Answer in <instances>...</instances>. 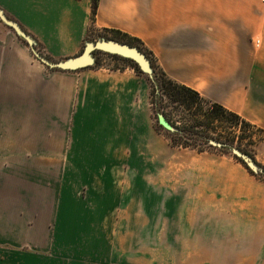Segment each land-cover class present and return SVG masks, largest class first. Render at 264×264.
Masks as SVG:
<instances>
[{"label": "crops", "instance_id": "crops-1", "mask_svg": "<svg viewBox=\"0 0 264 264\" xmlns=\"http://www.w3.org/2000/svg\"><path fill=\"white\" fill-rule=\"evenodd\" d=\"M53 61L90 0H0ZM173 81L264 132V0H99ZM133 69H50L0 25V264H264V182L170 146Z\"/></svg>", "mask_w": 264, "mask_h": 264}, {"label": "trees", "instance_id": "trees-1", "mask_svg": "<svg viewBox=\"0 0 264 264\" xmlns=\"http://www.w3.org/2000/svg\"><path fill=\"white\" fill-rule=\"evenodd\" d=\"M99 0H90V24L87 30L86 42H90V35L95 31H104L111 34V37L100 36L103 40L114 41L129 47L137 49L148 60L151 69V75L144 74L139 67L130 59L123 58L118 55L103 53L101 51H95L94 54H106L114 60H121L128 63L126 67L134 70L138 75H142L146 78L150 87L149 104L151 115L154 121L155 129L163 134L170 146L173 148L190 149L195 150L198 153L207 152L209 150H215L222 154H230L238 163H240L249 174L255 176L258 180L264 182V166L258 164L250 154L240 147L241 138L232 136L229 139H222V137H215L204 134L206 128L213 127V130H217L220 124H226L227 129L232 133L235 128L240 126L247 128L248 130L254 129L260 133L264 132L245 121L237 114L228 111L221 105L207 100L200 96L199 93L181 85L172 79H170L165 72L157 65L152 53L147 50L143 43L133 37H129L117 30L102 29L97 30L94 27V19L97 11ZM22 40V39H21ZM93 40V39H92ZM24 44L25 41L22 40ZM38 46V44H36ZM36 45L34 49L37 50ZM39 47V46H38ZM84 46L81 49L83 50ZM41 56L53 61L51 57L44 54L42 51L37 50ZM81 52L79 54H81ZM125 67V68H126ZM85 68L98 69L101 68V64L98 60H94L93 66ZM125 68H115L116 70H123ZM83 69V68H82ZM163 119L173 128V131L165 129L158 121V117ZM235 139L237 140L236 149L242 153L248 155L252 161L261 169L260 173H253L245 163L239 158L235 157L229 151V148H233L235 145ZM209 141H215L220 143L221 147L213 146Z\"/></svg>", "mask_w": 264, "mask_h": 264}, {"label": "water", "instance_id": "water-1", "mask_svg": "<svg viewBox=\"0 0 264 264\" xmlns=\"http://www.w3.org/2000/svg\"><path fill=\"white\" fill-rule=\"evenodd\" d=\"M0 21L5 24L7 27H9L16 36L21 38L27 46L30 48L31 53L33 56L43 65L50 69H58V70H65V71H73L77 69H82L85 67L90 66L93 63L92 53L95 51H101L105 53H110L114 55L121 56L123 58H127L132 60L139 69L147 74L148 76L151 75V69L149 66V62L147 58L140 53L137 49L133 47H129L127 45H123L114 41L110 40H97L95 42H87L84 45V48L81 52V54L67 58L65 60L53 62L45 57L41 56L39 53H37L34 49L35 42L34 40L28 36L18 25L16 22L8 19L3 11L0 9ZM159 123L167 130L173 131V128L163 119V117H158ZM209 143L216 147H221L222 145L220 143H217L215 141H209ZM229 151L232 155L242 160L245 165L253 172V173H260L261 169L252 161V159L239 151L236 148H229Z\"/></svg>", "mask_w": 264, "mask_h": 264}, {"label": "rangeland", "instance_id": "rangeland-1", "mask_svg": "<svg viewBox=\"0 0 264 264\" xmlns=\"http://www.w3.org/2000/svg\"><path fill=\"white\" fill-rule=\"evenodd\" d=\"M5 16L8 19H10L7 15H5ZM10 20H12V19H10ZM0 25H2L3 27H6L13 34H15L9 27H7L1 21H0ZM100 36L111 37L112 35L104 32V31H95V32H92L90 35V39H91L90 42H95L97 40H100L101 39ZM36 48H37V50L41 51V49L37 45H36ZM37 50L35 49L36 52H38ZM103 53H105V52H103ZM91 55L93 58V63L90 66L94 65L95 59L99 61V63L101 64V68H105L108 70H113L115 68H125L128 64V63L123 62L121 60H114L110 56H107L106 54H94V52H93ZM53 62H57V61H53ZM212 128L213 127L206 128L204 131V134L206 133L207 135H210V136L222 137V139H229L232 136L240 137L241 138L240 147L243 150H245L248 154H250V156H252L258 164H260L261 166H264V134L263 133H260L254 129L248 130L247 128H243L240 126L236 127L234 132L232 133L230 130L227 129L226 124H220L219 127L217 128V130H213ZM236 144H237V140L235 139V145L232 147L236 148L235 147ZM177 149H179L178 151L181 152V150H180L181 148H177ZM181 153H183V152H181ZM206 153H209L210 155H213V156L229 157V158L235 160L230 154H222V153L215 151V150H209Z\"/></svg>", "mask_w": 264, "mask_h": 264}]
</instances>
